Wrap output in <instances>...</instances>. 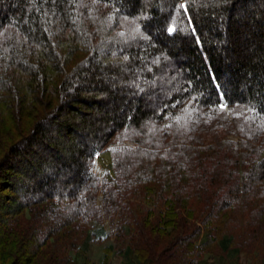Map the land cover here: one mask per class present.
Instances as JSON below:
<instances>
[{"label": "trees", "instance_id": "1", "mask_svg": "<svg viewBox=\"0 0 264 264\" xmlns=\"http://www.w3.org/2000/svg\"><path fill=\"white\" fill-rule=\"evenodd\" d=\"M93 236L264 264V0H0V264Z\"/></svg>", "mask_w": 264, "mask_h": 264}, {"label": "rangeland", "instance_id": "2", "mask_svg": "<svg viewBox=\"0 0 264 264\" xmlns=\"http://www.w3.org/2000/svg\"><path fill=\"white\" fill-rule=\"evenodd\" d=\"M97 171L99 172V175H101L102 170L97 167ZM8 193H5V195ZM100 220L95 222V231L101 229L102 227H105L106 229H109L108 223L104 220ZM111 241H107V239H96V236H93L91 238V241L88 244V248L85 250V252L81 255L79 264H96L101 261L102 254L104 252V247L109 245ZM88 259V261H86ZM233 263H235V259L232 260ZM221 263V262H220ZM218 263V264H220ZM240 263L241 264H247V258L244 253L241 254L240 257Z\"/></svg>", "mask_w": 264, "mask_h": 264}]
</instances>
